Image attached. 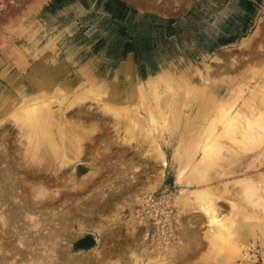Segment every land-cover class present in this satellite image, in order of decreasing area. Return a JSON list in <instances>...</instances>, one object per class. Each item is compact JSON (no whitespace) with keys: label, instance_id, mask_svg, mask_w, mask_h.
I'll return each mask as SVG.
<instances>
[{"label":"bare ground","instance_id":"6f19581e","mask_svg":"<svg viewBox=\"0 0 264 264\" xmlns=\"http://www.w3.org/2000/svg\"><path fill=\"white\" fill-rule=\"evenodd\" d=\"M161 2L165 8L176 3ZM228 8L215 14L216 21ZM243 48L249 53L246 65L264 56V17L257 21L254 35L243 42ZM231 58L225 54L207 67V83L241 64ZM121 71L126 82L137 80L123 67ZM6 73L4 69L0 77L7 78ZM48 77L42 76L41 82ZM153 81L151 75L146 79L151 89L156 85ZM72 83L65 81L58 94L47 99L34 81V93L17 101L0 84V264H199L192 260L203 242L211 249V259L219 257L233 228L238 231L248 221L264 218V205L250 200L258 190L255 177L264 172L249 173L252 162L246 165L245 160L240 170H210L221 136L233 135L228 139L237 144L263 140L264 134L259 133L264 131V116L260 112L247 127L237 129L241 113L236 108L222 119L213 136L201 135L205 127L198 119H188L178 127L174 120L161 118L167 121L169 134L182 129L186 133H176L170 165L179 186L176 196L151 201L164 184L169 164L159 147L142 148L148 137L142 117L122 101L134 93L133 88L142 93L143 85L99 87L96 93H103L104 98L91 107L87 106V92L70 97L63 92ZM10 85L14 90L21 88L13 82ZM262 90L264 80L258 79L248 87V95L254 97ZM224 98L220 89L214 91L215 102ZM150 120L158 118L151 116ZM132 144L136 146L128 147ZM231 183L242 189L230 191ZM239 213L243 222H236ZM89 234L99 239L75 252L71 242ZM226 251L224 248V256ZM255 255L247 250L240 264H254Z\"/></svg>","mask_w":264,"mask_h":264},{"label":"rangeland","instance_id":"374dc122","mask_svg":"<svg viewBox=\"0 0 264 264\" xmlns=\"http://www.w3.org/2000/svg\"><path fill=\"white\" fill-rule=\"evenodd\" d=\"M161 1L164 0H0V72L7 69V78L0 77V84L13 100L32 95L34 81L39 82L38 90L47 99L58 94L62 83L73 81L63 92L69 97L77 92H87L90 102L87 106L91 107L104 98L103 93H96L99 87L117 83L132 84L137 88L143 85L142 93L133 88L134 93L122 101H127L142 117L141 124L148 134L142 148L150 146L149 149L154 150L159 147L169 164L164 184L151 201L176 196L179 186L175 184V172L170 165L175 135L186 133L182 129L169 134L167 121L164 123L161 118L174 120L178 127L188 119H198L205 127L201 135L205 132L203 134L213 136L221 128L222 119L230 117L238 107L241 114L237 117V129L247 127L248 121L258 112L264 116V90L254 97L248 95V87L258 79L264 80V56L254 64L246 65L249 53L243 48V42L254 35L257 21L263 20L264 0L247 2L250 14L247 20L237 17L235 10L229 9L231 14L221 15L217 21L215 14L234 1L228 0L227 4L226 0H175L176 3L167 8ZM172 1L168 0L170 4ZM226 23L228 32L233 33L227 41L220 40V28L225 30ZM257 47H253V55ZM225 54L230 59H238L242 65L238 64L226 75L216 76L207 83L205 70ZM121 67L136 75L137 80L126 82ZM25 73L30 74L28 79ZM45 74L49 77L41 82ZM149 75L156 84L152 89L146 82ZM158 76L162 79L156 82ZM10 82L21 85L20 90H14ZM217 89L225 98L215 102L213 95ZM159 111L164 112L159 114ZM151 116L158 120H150ZM157 129L161 131L160 135ZM11 133L15 135L16 132ZM262 133L261 130L259 134ZM232 136L224 135L218 139L210 170L216 173L240 170L244 162L246 165L252 162L249 173L264 172V152L254 159L256 153L264 150V138L255 144H237L228 139ZM255 179L258 190L255 189L252 198L248 196L251 193L244 196L251 198L254 205H264V174ZM228 186L234 192L242 189L240 184ZM223 209L228 211L226 206ZM237 217L238 214L236 222L243 220L242 214ZM262 222L264 218H255L238 231L233 228L232 236H228L223 247L227 249L226 256L222 249L221 256L211 259V249L203 242L192 261L240 264L248 250L250 255L257 256L254 264H264ZM77 228L73 227L74 233ZM96 238L99 239L98 235L89 234V237L83 236L71 243L78 252L81 245H90Z\"/></svg>","mask_w":264,"mask_h":264},{"label":"crops","instance_id":"0c3cea01","mask_svg":"<svg viewBox=\"0 0 264 264\" xmlns=\"http://www.w3.org/2000/svg\"><path fill=\"white\" fill-rule=\"evenodd\" d=\"M226 1H227V4H229V1L228 0H226ZM232 1H234V3L231 4V5H228L229 8L225 11V14H224L225 17L228 16V13L231 14V11H229V9H234L235 10V15L237 17H241V19H245V20H247L248 17L250 18V14L247 11L248 10L247 9L248 8L247 7L248 6L247 2L253 3L251 0H232ZM221 23H223V21ZM225 28H226L225 30L220 28V30H221V32H220L221 33L220 40L227 41V39L229 38V35L231 37H233V33L228 32L229 30L227 28V23H226Z\"/></svg>","mask_w":264,"mask_h":264},{"label":"water","instance_id":"95a60500","mask_svg":"<svg viewBox=\"0 0 264 264\" xmlns=\"http://www.w3.org/2000/svg\"><path fill=\"white\" fill-rule=\"evenodd\" d=\"M86 240H87V239H86ZM88 240H89V238H88ZM92 243H93V242H91L90 245H92Z\"/></svg>","mask_w":264,"mask_h":264}]
</instances>
